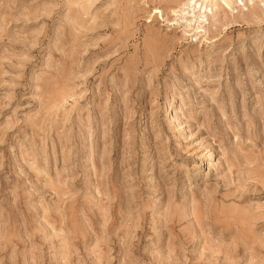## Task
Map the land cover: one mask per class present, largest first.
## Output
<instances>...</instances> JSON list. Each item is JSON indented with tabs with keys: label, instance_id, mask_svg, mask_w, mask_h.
Returning <instances> with one entry per match:
<instances>
[{
	"label": "rangeland",
	"instance_id": "374dc122",
	"mask_svg": "<svg viewBox=\"0 0 264 264\" xmlns=\"http://www.w3.org/2000/svg\"><path fill=\"white\" fill-rule=\"evenodd\" d=\"M0 264H264V0H0Z\"/></svg>",
	"mask_w": 264,
	"mask_h": 264
},
{
	"label": "bare ground",
	"instance_id": "6f19581e",
	"mask_svg": "<svg viewBox=\"0 0 264 264\" xmlns=\"http://www.w3.org/2000/svg\"><path fill=\"white\" fill-rule=\"evenodd\" d=\"M206 1H208V0H206ZM226 2H227V0H225ZM229 1V0H228Z\"/></svg>",
	"mask_w": 264,
	"mask_h": 264
}]
</instances>
